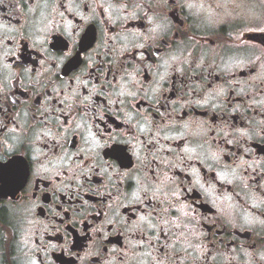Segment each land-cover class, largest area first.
Segmentation results:
<instances>
[{"label": "flooded vegetation", "instance_id": "1", "mask_svg": "<svg viewBox=\"0 0 264 264\" xmlns=\"http://www.w3.org/2000/svg\"><path fill=\"white\" fill-rule=\"evenodd\" d=\"M0 264H264V0H0Z\"/></svg>", "mask_w": 264, "mask_h": 264}]
</instances>
